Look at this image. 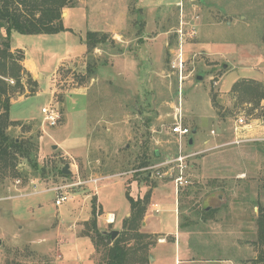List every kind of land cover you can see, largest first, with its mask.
Masks as SVG:
<instances>
[{
  "label": "rangeland",
  "instance_id": "rangeland-1",
  "mask_svg": "<svg viewBox=\"0 0 264 264\" xmlns=\"http://www.w3.org/2000/svg\"><path fill=\"white\" fill-rule=\"evenodd\" d=\"M64 25L69 30L57 34L11 36L15 55L25 57V48L41 70L31 85L23 74L24 93L10 90L15 100L40 88L26 101H13L10 116L21 124L10 126L8 133L37 146L39 169L34 174L20 159L17 171H27L28 182L13 172L0 175V264L85 259L93 253L94 243L86 237L93 202L98 224L113 212L117 218L108 229L122 231L121 217L131 206L127 191L133 198L138 193L131 181L143 182L148 191L174 187L170 175L178 174L176 167H150L179 152L171 132L177 108L184 124L197 129L193 144L183 145V153L195 155L183 173L187 184L162 197L156 214L161 235L187 233L191 257L264 264L258 260L257 226L264 209V99L257 103L253 92L246 93L242 85L234 88L243 80L264 84V0H78ZM88 30L106 32L113 44L96 48L93 58L87 52L79 57ZM0 33L5 36V29ZM181 49L182 77L171 67ZM89 60L97 66L92 79L86 72ZM49 103L61 114L54 127L42 115ZM29 112L41 116L22 120ZM241 117L246 128L238 138L250 141L234 144ZM66 164L71 172L59 174ZM91 178L102 180L87 182ZM61 186L64 190H56ZM62 192L70 198L57 206ZM74 226L82 237L72 242L69 229ZM140 230L149 233L143 222ZM151 235L146 240L152 242L149 264L156 257L176 264L181 256L174 236L154 250L160 237ZM102 251L94 252L95 264H104Z\"/></svg>",
  "mask_w": 264,
  "mask_h": 264
},
{
  "label": "trees",
  "instance_id": "trees-1",
  "mask_svg": "<svg viewBox=\"0 0 264 264\" xmlns=\"http://www.w3.org/2000/svg\"><path fill=\"white\" fill-rule=\"evenodd\" d=\"M78 5V0H0V31L5 29L6 35L0 33V175H8L9 172L15 173V177H25L28 182L30 175L27 171L18 173L17 165L20 159H25L28 165L36 174L39 165L35 158L37 146L29 140L11 137L8 133V128L12 125H20V121L12 120L10 110L12 105V97L10 90L24 93L23 74L26 76V83L31 85L36 83L33 80L32 74L22 65L24 55L17 57L11 49V36L13 32L20 34L35 35V34H57L59 32L68 31L64 25L63 11L65 9L75 8ZM87 53L93 58V51L96 48L104 46V43L110 42L112 39L106 32L88 30L86 32ZM264 40V37H263ZM116 53L122 52L119 47H113ZM98 65V64H97ZM96 63L89 60L86 67L87 76L92 79L96 73ZM15 82L11 86L9 81ZM249 84V85H248ZM246 93L251 91L257 95V103L264 99V84L258 83L251 85V82L243 80L234 85L235 89L242 86ZM31 94L35 90L31 89ZM156 158L160 157V152L154 151ZM149 165L144 163L136 168H142ZM44 172V171H43ZM64 175L62 169L58 171ZM151 178V172L147 173L146 181ZM149 184V183H148ZM154 183L150 184V186ZM155 186V185H154ZM151 190L147 192L144 198H133L127 191V197L131 204V215L124 219L123 229L119 235L112 240L109 234H105L99 229L95 218L96 209L95 202L91 221L90 231L86 236L90 237L94 243L95 251L103 252L104 264H149L150 262V247L152 242L146 240L152 237L149 233H144L140 230L144 215L147 209L148 202L151 196ZM209 210V209H208ZM206 210L205 212H208ZM212 210V209H210ZM209 210V211H210ZM258 226V241L260 244V252L258 260L264 262V209L260 208L257 216ZM137 239L135 244H129V240ZM197 252V251H195ZM205 257L203 252L200 253ZM193 259H222V258H198L193 256Z\"/></svg>",
  "mask_w": 264,
  "mask_h": 264
},
{
  "label": "crops",
  "instance_id": "crops-1",
  "mask_svg": "<svg viewBox=\"0 0 264 264\" xmlns=\"http://www.w3.org/2000/svg\"><path fill=\"white\" fill-rule=\"evenodd\" d=\"M71 10H73V8H70L69 11H68L67 16L63 17L64 21L70 16ZM92 31H99L100 32V30H92ZM39 35H41V34H39ZM147 41H149V40H147ZM147 41H145L143 43V45L146 44ZM83 42H84L85 52H83V54L81 56H79V57H82L87 52L86 40L84 39ZM12 47H13V45H12ZM14 49H15V47H13V50ZM21 50L25 51V58L22 61V64L25 67V69L32 74V76L34 78V75L37 73V71L41 70V69L38 68L32 62H30V60L28 59L27 50L25 48H21ZM97 52H99V51H97ZM60 66H58L53 71V73L50 74V75H53ZM39 89L40 88H38V91H35L34 94H31V95H37L40 92ZM31 95L30 94L29 95H23V96L19 97L18 99L12 100V103H13V101H16V100H18V101H26L28 99V97L31 96ZM44 106H42V107H44ZM40 116H37L34 113H30L29 112L24 118H22V120H31V119L38 118ZM11 119L15 120V121H19L17 119L12 118V117H11ZM69 135L70 134H68V136ZM65 150H67V148H65ZM131 186L132 187L134 186L136 188V191L138 192L137 194L136 193L134 194L136 199L139 198V197L143 198L145 196V194L147 193V191H148V189H146L145 184L143 182L138 184L137 181L133 180V181H131ZM163 186L164 185H161V186H158V187H154L153 190L151 191V196H150V200H149L150 203H149L148 208L146 209V213H145L144 221H143V226L149 233L154 234V235H158V237H160L159 240H158L159 242L157 243V246H155L153 249L156 250V247L159 248V246H161L163 244H166L168 242V240H167L168 237L174 236V243H175L176 252L179 251V255L181 256V258L176 260V264H239L235 260H233L232 258H224V259H219V260H217V259H201V260L193 259V257L190 256L191 244H189V241H188L189 239L187 237V235H188L187 233H185V232L177 233L176 230H174V231L168 230L167 234H165L164 236L161 235V233H162L161 230H163V224L160 221H158L157 216H156V214H158V210L160 208V202L162 200V197H164L163 195L165 194V191H167V192L169 191V193L171 195H172V191L173 190H174L175 193H177V189L175 187V184H174V187H172L171 189L166 188V186H164L165 187L164 188ZM141 190H146V191L142 192ZM97 193H98V191H97ZM131 193H132V191H131ZM41 207H42V205L40 207H38V208H41ZM100 207L102 209L101 204H100ZM176 209L177 208L175 207V209H174L175 210V212H174L175 218H176ZM130 212H131V206H130V208L126 207L124 215L121 217V219L127 218L130 215ZM110 213H113V212H110ZM100 215L101 214H99V216ZM107 215H108V213L106 214V217H105V223H99L98 224V220H97V225L100 228V230H102V231H104V230H106V231L112 230V229H108L107 224H109V223H107V221H106ZM121 219H120V221H121ZM175 224H176V222H175ZM69 230H71L70 234H72L69 237V238H71L70 241L74 242L76 238L82 237V236H78L77 235V233L75 231L76 230L75 226L73 228L71 227ZM86 237H88V236H86ZM59 242H61V241H59ZM94 249H95V247L93 245V253L88 255L85 259L83 258L82 260L81 259L73 260V262H69V263L65 262V260H62L61 264H95V258L93 256L94 252H95ZM182 255H183V258H182ZM188 256H190V257H188ZM164 263L165 262L163 261L162 257L161 258H159V257L155 258V264H164Z\"/></svg>",
  "mask_w": 264,
  "mask_h": 264
},
{
  "label": "built area",
  "instance_id": "built-area-1",
  "mask_svg": "<svg viewBox=\"0 0 264 264\" xmlns=\"http://www.w3.org/2000/svg\"><path fill=\"white\" fill-rule=\"evenodd\" d=\"M196 31L194 29L191 30V36L194 35ZM185 34L183 31H180V44L183 43L184 41ZM184 65L185 61L183 58V52L182 49L181 51L177 54L176 59L172 62L171 67L174 70V72L179 73L180 77L183 75L184 71ZM13 83L14 81L11 80ZM42 115L44 122L47 123V125L54 127L58 124V122L61 119V114L60 111L51 103L48 105L42 107ZM174 125L172 126V134L176 136L177 139V144H178V154L175 157H172L171 159H166L158 164L152 165L150 168H158L162 166H169V167H176L178 169V174L173 175L171 173V178L175 182V187L176 189L179 188L180 186H183L187 184V178L184 176V170L187 168V159L195 155V153L189 154V153H183V145L188 144L189 137L192 134V129L191 127H188L187 125L184 124V119H183V113L180 112V108L176 109V113L174 116ZM244 119L241 117L237 119L236 125H235V131L237 134L236 141H232L234 144H240L246 141H250V139L246 136H240L238 135L237 132H243V128H246V126H243ZM242 124V125H241ZM242 126V127H241ZM234 131V134H235ZM214 133V131H212ZM160 174V173H159ZM161 176V174H160ZM102 180V178H91L87 182H95L97 183L98 181ZM56 190H64V187H59ZM68 192H62L59 194L58 198L56 199V205L60 206L62 205L63 202L67 201L69 199ZM107 223L112 224L116 221V216L114 213H108L107 218H106Z\"/></svg>",
  "mask_w": 264,
  "mask_h": 264
},
{
  "label": "water",
  "instance_id": "water-1",
  "mask_svg": "<svg viewBox=\"0 0 264 264\" xmlns=\"http://www.w3.org/2000/svg\"><path fill=\"white\" fill-rule=\"evenodd\" d=\"M64 14V13H63ZM199 79H201V76L198 77ZM197 133V129H192V135H195ZM194 142L193 136L189 137V141L188 144L192 145ZM54 148H56V145H54ZM158 153V150H157ZM63 174L68 175L71 171L69 169V164H66L63 169H62ZM105 234H109L111 236L110 239H108V242L111 243L113 239H115L118 235H119V230L114 229V230H110V231H103ZM0 244H1V240H0ZM151 259H153V257H151Z\"/></svg>",
  "mask_w": 264,
  "mask_h": 264
}]
</instances>
